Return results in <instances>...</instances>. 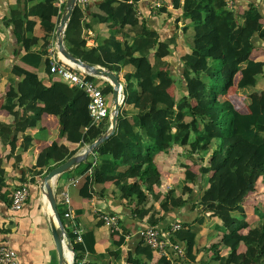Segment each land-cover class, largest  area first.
<instances>
[{"label": "trees", "instance_id": "obj_1", "mask_svg": "<svg viewBox=\"0 0 264 264\" xmlns=\"http://www.w3.org/2000/svg\"><path fill=\"white\" fill-rule=\"evenodd\" d=\"M138 1L101 0L91 10L90 21L78 23L73 12L65 30V46L72 55L117 73L123 84L115 133L78 165L84 174L80 194L92 199L97 191L100 196L125 200L137 219L159 229L168 213L189 203L194 211L202 209L193 221H174L171 225L181 227L167 229L171 242L183 248V255L169 251L156 258V252L142 241L141 248L129 255L128 264H171V253L177 255L174 264H194L202 249L208 252L204 264H264V199L252 209L256 222L249 221L243 205L257 182L264 187V58L252 55L257 48L255 38L259 35L264 41V14L252 2L239 6L238 0H168L181 15L175 35L162 41L158 31L139 15ZM26 5V17L62 16L57 0H26ZM17 16L23 18L21 13ZM42 22L55 28L51 20ZM100 24L109 34L96 47L86 46L85 30ZM32 30L27 26L19 35L25 49L21 61L38 68L46 51L37 48L39 41ZM181 33L178 77L184 95L177 100L169 90L176 82L170 59L178 50ZM34 73L13 66L8 86L15 95H6L0 106L7 113L0 119V140L12 150L19 148V153L32 146L33 137L27 131L32 116L43 112L40 98L46 91ZM48 74H53L50 66ZM52 79L55 90L69 103L86 96L88 106L82 89L59 77ZM259 82L261 91H257ZM107 84L105 96L112 101L113 86ZM233 87L236 95L245 98L249 112L228 97ZM86 109L88 116L76 114V131L83 132L91 124ZM77 152L67 144L48 146L29 171L31 182L35 183L42 170L51 171ZM7 174L0 160L1 183ZM26 180L22 177V184ZM58 209L63 216L65 208L58 204ZM121 228L124 232L113 233L117 239L105 253L96 250L94 230L83 234V242H76L73 232H68L78 253L76 261L86 253V264H108L114 255L120 259L127 243V230Z\"/></svg>", "mask_w": 264, "mask_h": 264}, {"label": "crops", "instance_id": "obj_2", "mask_svg": "<svg viewBox=\"0 0 264 264\" xmlns=\"http://www.w3.org/2000/svg\"><path fill=\"white\" fill-rule=\"evenodd\" d=\"M99 1L101 0H89L86 5L78 3L73 10L75 20L78 23L85 19L89 20L91 18V10ZM247 2L258 5L264 14V0H238L236 4L240 6ZM63 4L66 5V3ZM63 4L59 5L57 0V6L60 8L59 11L62 12V14L64 12L62 9ZM164 5L167 6V10H160ZM136 8L139 15L145 19L148 25L152 29L158 31L162 41H169V39L175 35L177 31L176 20L181 13L180 10L174 9L168 0H139L136 3ZM159 10L165 12L168 19L164 18L162 21L161 17L158 15ZM26 12V0H0V106L6 95H15V92L11 91L8 86V77L11 74L13 66H24L28 70L35 72L34 74L42 80L41 86L43 90L46 91V94L40 98L43 107L42 114L32 116V126H30L27 131V133L33 137L32 146L27 151L19 153V148L12 150L10 145H5L0 140V160L3 162L4 169L8 172L4 183L0 182V246H9L16 250L20 264H59L58 253L50 227L52 211L42 188L43 178L50 171L46 173V169H44L42 172L38 173L35 183L31 182L33 173L29 171L35 165L40 152L53 143L67 144L71 150L77 149V153H81L105 133L109 127H107V118L104 119L105 125L96 124L99 122L92 123L90 119L91 124L86 126L83 132L75 130L76 114L82 112L88 116L86 102L80 98L72 104L69 103V99L57 92L53 86L52 77L57 78V76L54 74L49 76L48 74V67L51 66L54 60L66 59L58 49L57 31L62 16L60 19L57 16L53 18L51 16H44L43 18L33 16L26 17ZM19 13H21L23 18L17 16ZM14 19L16 20L14 21ZM43 20L55 22V28L52 30L46 27L42 22ZM27 26H32L33 34L38 38L39 45L37 48L41 47L42 50L46 51L42 63L38 68L25 65L21 61L22 55L25 54V49L19 35L22 34ZM108 31L109 30L104 24L96 26L95 29L85 30V45L92 48L96 47L99 41L109 34ZM180 38L181 41L178 50L175 51V54L170 59V70L173 74L177 75H180L182 71V63L179 59V53L183 48L182 43L184 42L182 33L180 34ZM255 44L257 48L252 55L264 58V41H262L259 35L255 38ZM95 78L102 77H91L94 82ZM99 82V86L102 84L106 86L105 90L108 88L107 82L110 83V81L105 78H102ZM68 84L70 86H75L70 83ZM233 92L235 93V87L231 89L230 93L232 94ZM231 94H229L228 97L233 101L235 100L236 103L240 102L242 107L240 109L243 112L250 111L249 105L245 102L243 96L236 95V93L234 95ZM106 98L109 102L110 96ZM6 116V111L0 109V119H4ZM93 124H96V127L93 128ZM104 127L105 131L102 130ZM21 140L22 134L19 135L18 145H20ZM18 154L20 156H18ZM93 154L94 153H92V155ZM90 155H88L87 159L91 157ZM90 159L92 161L94 160L93 157ZM79 164L74 166L71 170L56 176L52 180L51 184L57 197L58 204H61L66 212L67 207L62 200V193L67 191L69 193L73 214L83 234L89 230H94L96 236L95 247L99 253H105L111 246L113 239H117L110 231L109 227L102 224L99 211L114 212L118 215L121 220V226L127 230V243L122 246L121 258L116 259L115 255L111 256L108 258V264H128L127 260L129 255L131 253L135 254L143 243L138 230L147 225L133 215L132 209L125 200L124 202L126 204L117 197L108 194L100 196L97 191V194H95L92 199L82 197L80 189L84 174H82L83 166H78ZM41 174L44 175L41 176ZM173 176L174 174L169 175V181L173 180ZM22 177H26V181H28L27 184L30 189V194L23 208L14 210L11 207V199L13 192L24 183ZM74 179L78 180L77 184H71V181ZM106 186L108 187V184ZM95 189L97 190V188ZM201 211V208L194 211L192 209V204L189 203L180 210L168 213L162 224V228L166 231L174 221L191 222L197 218ZM62 218L67 233L72 231L71 223L64 219V215ZM122 232H124V230ZM66 241L71 242V239L68 240L66 238ZM68 254L71 256V259L68 260L74 264L77 257L74 259L73 253L67 251V258ZM206 255L207 251L202 249L200 257L194 264H204L207 261L205 259ZM159 256H161V254L156 252V258ZM174 256L176 257L177 255L171 253L169 257L171 264H174V260H172ZM85 257H87L88 260L89 255L86 253ZM154 261L156 262V260ZM151 264H154V262H151Z\"/></svg>", "mask_w": 264, "mask_h": 264}, {"label": "built area", "instance_id": "obj_3", "mask_svg": "<svg viewBox=\"0 0 264 264\" xmlns=\"http://www.w3.org/2000/svg\"><path fill=\"white\" fill-rule=\"evenodd\" d=\"M89 0H78V3L86 5ZM59 5L66 3V0H58ZM159 5V4H158ZM50 71L62 80L71 85L81 88L89 98L88 113L92 123L100 122L111 114L109 102L105 96V92L101 86L91 79L83 68L77 67L66 59L54 60L50 66ZM1 82V78H0ZM78 180L74 179L71 184H77ZM30 194V189L27 184H22L18 187L12 195L11 207L14 210L23 208ZM62 200L67 207L64 213V219L68 220L72 225V232L76 236V242H83V232L79 227L71 207L69 193L67 191L62 193ZM100 219L109 227L112 233L121 232V220L118 215L107 211H99ZM172 229L176 230L181 227V224L174 223L171 225ZM139 235L151 248L160 253L167 255L169 251L175 252L177 255H183V248L179 244H173L168 230L159 229L154 226H145L138 230ZM68 240L70 238H67ZM87 257L81 259L80 262L74 264H86ZM0 264H20L19 256L13 248L9 246H0Z\"/></svg>", "mask_w": 264, "mask_h": 264}, {"label": "water", "instance_id": "obj_4", "mask_svg": "<svg viewBox=\"0 0 264 264\" xmlns=\"http://www.w3.org/2000/svg\"><path fill=\"white\" fill-rule=\"evenodd\" d=\"M77 4H78V0H66L65 9L62 14L60 25L57 31L58 49L66 59L73 62L75 65L83 68L88 74L96 77H102L110 81L111 85L113 86L112 106H111V114H110L111 123L109 129L105 133H103L97 140H95L85 151L81 153H77L76 155L70 157L65 162L53 168L43 178L42 188L44 190L46 200L48 201L52 211V215L50 219V227H51L54 243L56 246V250L58 253L59 264H73L68 260L66 250L68 249L73 253L74 259H76L77 257V251L74 249L70 241L69 242L66 241V238H69L68 233L65 228L61 213L59 212L57 197L54 193V189L51 182L56 176L71 170L74 166L86 160L88 155L94 153L95 149L98 148V146L101 143L106 141L109 137H111L115 133L117 127L119 108L123 102V84L120 81V76L117 73L107 70L102 66H95L88 64L82 61L81 59L75 57L74 55H72L65 47L64 44L65 29L67 27L68 22L70 21L73 10L77 6Z\"/></svg>", "mask_w": 264, "mask_h": 264}, {"label": "rangeland", "instance_id": "obj_5", "mask_svg": "<svg viewBox=\"0 0 264 264\" xmlns=\"http://www.w3.org/2000/svg\"><path fill=\"white\" fill-rule=\"evenodd\" d=\"M158 15L161 17L162 21L164 20V18L168 19V17L165 14V12H162V11L159 10ZM173 75L176 78V82L170 87L169 90L172 92V94L178 100L184 95V90L181 88V83H180V79H179L178 75L177 74H173ZM93 77H95V76H93ZM101 87L104 90L106 86L102 84ZM177 87H178V91L175 90ZM261 88H262V85L259 82V85L257 87V91H261ZM234 94L235 93L233 92L231 95H234ZM82 99H83L84 102H86V105H87V101H88L87 97L86 96L82 97ZM110 99L111 98H109V104L111 102V106H112V101ZM111 106H110V109H111ZM239 106H240V108H242L241 105H239ZM104 121L105 120H102V121H100L99 123H96V124L105 125ZM96 124L92 125L93 128L96 127ZM175 171L177 172L178 170H175ZM207 185L208 184L205 183L203 188H206ZM263 199H264V187L262 186L261 182H257L255 188L253 189V191H251L249 193V195L247 196V198L245 199V201L243 203V205L245 206L246 211L248 213L249 221L256 222V217L254 216V213H253L252 209H253L254 205L261 204ZM205 259L208 260V252H207V255L205 256Z\"/></svg>", "mask_w": 264, "mask_h": 264}, {"label": "bare ground", "instance_id": "obj_6", "mask_svg": "<svg viewBox=\"0 0 264 264\" xmlns=\"http://www.w3.org/2000/svg\"><path fill=\"white\" fill-rule=\"evenodd\" d=\"M73 63V62H72ZM74 64V63H73ZM67 251L69 250H66V254H67ZM68 259H71V256L68 254Z\"/></svg>", "mask_w": 264, "mask_h": 264}]
</instances>
